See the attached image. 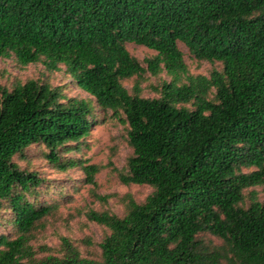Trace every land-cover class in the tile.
<instances>
[{"label":"trees","instance_id":"trees-1","mask_svg":"<svg viewBox=\"0 0 264 264\" xmlns=\"http://www.w3.org/2000/svg\"><path fill=\"white\" fill-rule=\"evenodd\" d=\"M179 41L222 68L189 74ZM128 42L157 55L144 66ZM13 55L65 66L127 124L132 152L119 179L153 190L143 201L125 195L123 215L87 212L109 231L97 250L67 236L36 248L61 204L39 199L52 189L29 164L79 167L96 188L103 166L70 155L95 106L46 77L0 86V264H264V195L246 193L264 187V0H0V57ZM164 70L173 78L143 96L140 79ZM134 76L130 90L123 80Z\"/></svg>","mask_w":264,"mask_h":264},{"label":"rangeland","instance_id":"rangeland-1","mask_svg":"<svg viewBox=\"0 0 264 264\" xmlns=\"http://www.w3.org/2000/svg\"><path fill=\"white\" fill-rule=\"evenodd\" d=\"M178 44L183 52L189 74L210 76L213 68H222L221 62L198 59L184 42L179 41ZM127 48L132 55L140 59L144 66H147L146 60L148 58L157 55L156 50L132 42L127 43ZM44 77L49 78L54 85L66 87V92L70 96L92 98L89 93L74 84L73 77L66 73L63 65H61L60 70L51 71L43 62L23 65L14 55L0 57V86L10 87L13 83L24 82L29 78ZM172 78L173 75L165 70L156 76L148 71L140 79L143 87L142 95L147 97L157 96L155 87L160 86L161 81H170ZM136 80L137 77L134 76L123 80V83L132 90ZM185 80L186 78L183 75V81ZM92 100L95 106V123L92 126L91 133L83 139L80 150L73 151L70 155L103 166L95 177L97 181L96 188L85 182V173L79 167L58 172L49 166L42 156L41 158H34L29 164L32 169L43 173L44 177L48 179L47 186L52 189L49 194L44 193L39 199L48 202L57 200L61 204L57 214L49 217L45 227L37 232L34 240L36 248L42 244L56 248L60 245L61 237L67 236L82 246L83 249L97 250L99 243L109 231L105 226L89 220L87 212L91 209H108L118 215H123L125 213L123 200L125 195L131 194L136 200L143 201L153 190L149 185H125L120 181L119 170L125 167L126 160L132 152L126 141L127 124L113 116L111 110H102L94 98ZM38 149V147L32 146L30 151L36 153L39 151ZM20 163L22 166L27 164L26 161ZM253 189H256L260 198L263 197V186L250 188L246 193ZM93 191L109 197L106 201L99 200L93 195ZM8 227L10 226H3L5 232L9 231ZM207 238L219 241L210 235H207ZM85 240L92 241L93 246L88 248Z\"/></svg>","mask_w":264,"mask_h":264}]
</instances>
